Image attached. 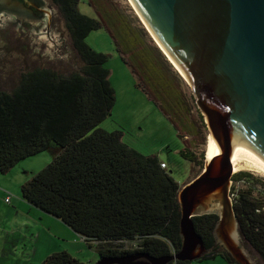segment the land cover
Returning <instances> with one entry per match:
<instances>
[{
	"label": "trees",
	"instance_id": "16d2710c",
	"mask_svg": "<svg viewBox=\"0 0 264 264\" xmlns=\"http://www.w3.org/2000/svg\"><path fill=\"white\" fill-rule=\"evenodd\" d=\"M51 1L81 63L67 74L45 66L33 68L22 73L11 91L0 90V173L54 143L52 161L22 184L23 199L62 221L88 247L94 245L100 256L142 252L162 257L178 252L183 242L180 185L156 155L127 145L121 130L99 127L111 115L116 95L105 67L107 55L93 50L86 36L107 29L138 76V86L157 103L181 139L192 138L191 145L196 138L204 144L201 132L207 128L196 97L186 93L183 79L147 40L137 17L124 13L112 0H88L97 18L81 13L79 0ZM180 155L203 167V151L197 156L185 146ZM232 181L241 234L264 263V180L238 171ZM217 220L216 214L193 218L207 250L204 257H226L213 234ZM40 264L86 263L62 250Z\"/></svg>",
	"mask_w": 264,
	"mask_h": 264
},
{
	"label": "water",
	"instance_id": "95a60500",
	"mask_svg": "<svg viewBox=\"0 0 264 264\" xmlns=\"http://www.w3.org/2000/svg\"><path fill=\"white\" fill-rule=\"evenodd\" d=\"M16 1L0 0V12L18 24L35 27L43 24L32 15L38 9L46 16V36L52 43L48 36L51 12L45 2ZM131 1L152 39L157 38L196 97L208 131L221 147V167L212 174L214 161L204 156L202 173L179 190L183 242L178 252L162 257L142 252L100 256L96 264L192 262L199 258L197 251L206 250L193 224L196 216L216 214L214 236L218 237L221 227L226 228L225 248L236 244L239 223L229 197L235 173L230 165L232 149L247 167L264 176V0Z\"/></svg>",
	"mask_w": 264,
	"mask_h": 264
},
{
	"label": "rangeland",
	"instance_id": "374dc122",
	"mask_svg": "<svg viewBox=\"0 0 264 264\" xmlns=\"http://www.w3.org/2000/svg\"><path fill=\"white\" fill-rule=\"evenodd\" d=\"M42 1L45 2L51 12L48 36L52 43L46 36V16L41 17L43 24L33 27L29 23L18 24L8 14L0 12V90L11 91L20 81L23 72L36 67H50L67 74L72 70L78 69L80 66L81 62L72 47L68 30L58 7L51 0ZM112 1L124 13L130 14L129 16L131 17H137L140 25L146 30L132 9L129 0ZM78 7L84 15L97 18L96 12L89 5L88 0H79ZM148 35L147 40L157 46L149 33ZM85 40L93 50L107 55L105 67L109 70V80L115 89L116 95L111 115L101 122L99 127L107 131L121 130L123 132L122 140L127 145L140 153L156 155L160 161L166 164V170L179 183L180 189L200 175L204 169L205 162L203 163V167L195 165L181 157L179 151L186 146L195 150L197 156L202 151L205 156V145L209 134L208 128H205L201 132L205 138L204 144L200 138H196L193 145L190 144V140H192L190 136L181 139L177 135L174 125L157 103L147 95L145 90L138 86V76L132 72L129 64L123 60L107 29L102 27L92 30ZM183 87L188 95L192 93L185 82ZM193 110L196 117L197 111L195 108ZM56 148L57 146L52 143L47 150L18 161L7 174L3 175V173H0V180L8 177L11 178L10 181L6 182L7 188L0 185L1 227L2 225H9L17 216L13 208L17 206V198L22 197V184L52 161ZM239 171H248L264 180V176L255 170L245 168ZM240 185L236 184L235 187ZM233 187L234 182L231 179L229 197L232 205L234 202ZM7 196L9 197V201L5 200ZM10 228L11 224L9 225ZM4 234L5 239H3V244L5 245V250H1L3 248V237H0V264H35L33 262L35 257L30 262L26 261L28 259L26 258L25 250H30L29 237L26 241H20V246L21 244L28 246H22L15 250L12 246L15 243L14 238L16 234L15 236L8 235L0 230V235ZM239 236L243 240L242 245L245 251L247 250L252 264H264L259 255L244 240L241 233ZM76 237V241H80L82 246H84L83 253L80 252L78 259L86 264H96L100 255L95 246L88 247L78 234ZM199 248L200 245L197 244V250ZM206 252L207 250L203 254Z\"/></svg>",
	"mask_w": 264,
	"mask_h": 264
},
{
	"label": "crops",
	"instance_id": "0c3cea01",
	"mask_svg": "<svg viewBox=\"0 0 264 264\" xmlns=\"http://www.w3.org/2000/svg\"><path fill=\"white\" fill-rule=\"evenodd\" d=\"M8 172L3 173V175ZM10 180L11 178L9 177L4 178L3 180H0V185L7 188L8 185L6 182ZM17 201V206L13 208L17 216L10 223L11 228L9 229L10 224L6 226L2 225V227L0 226V230L8 235L15 236L16 234L14 238L15 243L12 246L15 250L22 246H28L25 244H21L20 246V241H26L28 237L30 238V250H25L26 258L28 259L26 261L30 262L32 261V258L35 257L33 262H35V264H40L50 254L62 250L68 251L74 257L78 258L80 252L84 250V246H82L80 241H76L77 233L59 219L53 218L52 215L50 216L41 209L29 204L22 197H18ZM240 233L238 231L237 238L235 239L236 244H232L231 247L228 246L227 250L224 245L226 243V236L229 232L228 229L221 227V230H218V237H214L216 244L223 247L220 248L226 254V257L221 254L204 257L202 256L203 253H200L203 250L201 249V251H197L200 254L198 257L201 259L199 261H192L190 264H252L248 257L247 250L245 251L244 246L242 245L243 240L239 236ZM0 237H3V248L0 249L5 250V245L3 244L5 234L0 235Z\"/></svg>",
	"mask_w": 264,
	"mask_h": 264
},
{
	"label": "bare ground",
	"instance_id": "6f19581e",
	"mask_svg": "<svg viewBox=\"0 0 264 264\" xmlns=\"http://www.w3.org/2000/svg\"><path fill=\"white\" fill-rule=\"evenodd\" d=\"M130 2L133 4V2L131 0H130ZM141 19H143V18L141 17ZM148 29H150V28H148ZM153 38H154L155 42L158 43V45L160 46V48L165 52V54L169 58L171 64H173L172 66L174 68L176 67L177 69H179L177 67V65L173 62V60L170 58V56L167 54V52L165 51V49L162 47V45L159 43V41L157 40V38L155 36ZM221 152H222L221 151V147L219 146V144H218V142H217L214 134L212 132H210L208 134L207 140H206L205 156L207 158V161H212V162L214 161L213 162V171H212L213 173L212 174H217L220 171V167H221V164H220L221 163V160H220L221 159V157H220L221 156ZM230 165H231V169L233 171H239V170L245 169V168L251 169V168L247 167V165L242 161V159L237 155V153L233 149H232L231 157H230ZM251 170H253V169H251Z\"/></svg>",
	"mask_w": 264,
	"mask_h": 264
},
{
	"label": "flooded vegetation",
	"instance_id": "af4514ba",
	"mask_svg": "<svg viewBox=\"0 0 264 264\" xmlns=\"http://www.w3.org/2000/svg\"><path fill=\"white\" fill-rule=\"evenodd\" d=\"M16 2H18V1H16V0H14V3H16ZM9 7V8H8ZM15 7V6H14ZM5 7H1V9H3L5 12L6 11H9V10H12V8H11V6H6V8H8L9 10H6V9H4ZM34 11V13H32V15H34V18L35 19H40L41 18V16H42V13L37 9V10H35V9H33ZM14 12H15V10H14ZM201 253H203V252H201Z\"/></svg>",
	"mask_w": 264,
	"mask_h": 264
},
{
	"label": "built area",
	"instance_id": "2783aa9c",
	"mask_svg": "<svg viewBox=\"0 0 264 264\" xmlns=\"http://www.w3.org/2000/svg\"><path fill=\"white\" fill-rule=\"evenodd\" d=\"M161 167H162V168H166V164H165L164 162H162V163H161ZM5 200H6V201H9V197L7 196V197L5 198ZM81 239L84 240V238H81Z\"/></svg>",
	"mask_w": 264,
	"mask_h": 264
}]
</instances>
